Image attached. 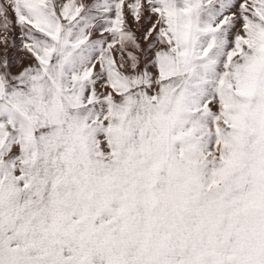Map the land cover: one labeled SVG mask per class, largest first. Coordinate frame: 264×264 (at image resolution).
<instances>
[{"label":"snow or ice","instance_id":"6c2138e0","mask_svg":"<svg viewBox=\"0 0 264 264\" xmlns=\"http://www.w3.org/2000/svg\"><path fill=\"white\" fill-rule=\"evenodd\" d=\"M0 264H264V0H0Z\"/></svg>","mask_w":264,"mask_h":264}]
</instances>
